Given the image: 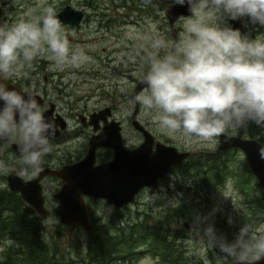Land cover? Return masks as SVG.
I'll return each instance as SVG.
<instances>
[{"label": "rangeland", "instance_id": "rangeland-1", "mask_svg": "<svg viewBox=\"0 0 264 264\" xmlns=\"http://www.w3.org/2000/svg\"><path fill=\"white\" fill-rule=\"evenodd\" d=\"M173 2L175 0H0V25L35 18L45 6L54 7L56 12L66 4L82 9L85 15L79 24H61L71 49L83 50L91 58L90 63L79 69L65 67L62 71L50 70V61L43 57L37 58L31 66L19 65L18 77L5 78L0 75V84L7 80L30 78L33 79L32 83L46 88L44 74H47V79H50L47 85L53 97L61 90L68 98L82 99L80 105L88 110L105 105L113 106L115 116L128 124L134 108L129 94L136 81L148 69L145 59L151 49L147 47L145 38L158 34L166 41H177L182 32V20L190 15H180L176 20L174 26L178 29V35L173 37L164 13V9ZM240 22L242 34L249 38L264 39V27L252 25L246 19ZM228 23L232 26L230 21ZM152 24L156 25V33L151 32ZM36 69L38 77L36 75L33 78L30 70L33 72ZM137 116L157 137L174 144L178 149L216 152L218 137L212 142L204 143L172 138L157 128L153 117L142 114L140 106ZM251 129L256 134L252 136L254 138L260 134L259 130L264 134V128H253L252 124L228 129L226 132L251 137ZM125 136L128 140L137 138L129 126L125 129ZM73 148L79 149V144H75ZM225 153L226 168H229L218 183H214L212 173L207 180H203L202 167L196 171L191 167L185 169V165L166 175L157 186L141 190L136 201L119 210L103 199L89 200L95 227L109 225L112 231L118 230L115 240L121 241L125 235L127 238L129 227L133 223L145 219L150 222L163 219L172 228L181 230L182 236L178 242L182 254L189 259V264H231L233 258L225 257L218 249L208 247L196 224V217H209L212 213L207 222L212 223L217 234L223 235L228 241L233 239L241 224H248L254 231H258L264 228V191L240 149H227ZM5 154L10 162L9 166L23 165L20 159ZM3 165L0 174L4 175L8 167L6 162ZM3 181L0 183L1 189L6 187V181ZM48 197L46 206L50 214L41 219V224L44 226L45 238L48 235L46 240L52 243L55 254L53 264H164L145 244L135 249L137 251L130 256L129 252L133 247L129 242L113 245L115 248L111 249L110 255L117 257L116 259L90 260L85 255L86 230L62 224L54 212L55 202L51 194ZM229 218L232 224H229ZM184 221L189 222L188 228L183 225ZM6 244V241L0 239V258Z\"/></svg>", "mask_w": 264, "mask_h": 264}, {"label": "clouds", "instance_id": "clouds-1", "mask_svg": "<svg viewBox=\"0 0 264 264\" xmlns=\"http://www.w3.org/2000/svg\"><path fill=\"white\" fill-rule=\"evenodd\" d=\"M175 3L187 6L190 15L183 18L177 41H166L158 34L145 38L151 51L141 79L144 87L130 103L139 105L142 114L153 117L157 128L172 138L204 143L228 129L250 124L264 128V39L249 38L228 23L246 19L264 27V0ZM150 27L156 33V25ZM41 57L51 62L52 71L79 69L91 61L83 50L71 49L52 6L43 7L35 18L0 25V75L18 77L19 65L31 66ZM0 102V141L16 144L20 162L26 166L21 175L29 176L31 169L34 176L51 150L54 125L45 119L28 88L18 92L0 87ZM259 155L264 159V147ZM0 168H4L2 163ZM209 217H196L208 247L233 258L235 264L264 260V228L254 231L241 224L228 241L207 222ZM228 222L232 224L231 218Z\"/></svg>", "mask_w": 264, "mask_h": 264}, {"label": "water", "instance_id": "water-1", "mask_svg": "<svg viewBox=\"0 0 264 264\" xmlns=\"http://www.w3.org/2000/svg\"><path fill=\"white\" fill-rule=\"evenodd\" d=\"M56 13L62 24L70 25L79 24L84 15L82 9L74 8L70 4H66ZM164 13L171 26L172 36L176 37L178 29L174 23L180 15L190 14L187 6H179L173 2L164 9ZM230 22L232 27L242 29L240 20ZM141 79L142 77L133 86L129 94L130 98L143 90L144 85L141 84ZM4 87L23 92L13 85ZM30 90L34 93L32 89ZM34 95L38 99L35 93ZM138 108L139 105H134L131 123L143 135V140L139 145L133 148L125 147L122 143L119 121L115 118H107L111 114L109 106L100 108L91 117L94 120L102 119L103 126L98 133H94L90 137L88 152L83 158L56 171L43 168L29 179H24L16 172L11 171L6 179L8 189L19 192L21 198L36 210L39 217L46 218L49 215V210L44 204L39 180L46 173L58 174L62 179V185L55 193L58 204L54 211L60 222L71 226L81 225L86 230L92 227L87 196L105 198L115 207L133 203L136 201V195L140 189L151 186L166 176L174 166L197 153L188 149H178L173 144L155 140L153 134L136 118ZM43 114L46 119V113ZM154 144L155 148H153ZM98 146L112 147L114 149L113 157L107 162L95 164V150ZM261 147H264V142L257 138L242 137L225 132L218 137L216 151L240 149L245 154L250 169L264 191V159H261L259 155ZM12 148L18 152L15 143L12 144ZM183 225L188 228L189 222L184 221ZM231 264H235V262L233 261ZM259 264H264V260H261Z\"/></svg>", "mask_w": 264, "mask_h": 264}, {"label": "trees", "instance_id": "trees-1", "mask_svg": "<svg viewBox=\"0 0 264 264\" xmlns=\"http://www.w3.org/2000/svg\"><path fill=\"white\" fill-rule=\"evenodd\" d=\"M252 127L255 128V125L252 124ZM259 131L260 134L256 138L264 142V134L262 130ZM249 134L251 137L256 135L252 129ZM225 154V151L202 152L188 158L187 161L190 162L186 164L185 169L191 167L197 171L202 167L203 180H207L212 173L214 183H218L219 178L227 174L229 168H226ZM103 226L86 231L85 255L90 260L116 259L117 257L110 255L111 249H114L118 243L129 242L133 247L129 252L130 256L137 251L135 249L145 244L147 249L158 256L160 262L164 264H189V259L182 254V248L178 242L182 236L181 230L172 228L166 220L150 222L145 219V221L133 223L129 227L127 238L125 235L121 241L115 240L118 237V230L112 231L109 225ZM46 238L41 218L32 208L7 187L0 188V239L7 242L2 251L0 263L53 264L55 254L51 241H47Z\"/></svg>", "mask_w": 264, "mask_h": 264}, {"label": "flooded vegetation", "instance_id": "flooded-vegetation-1", "mask_svg": "<svg viewBox=\"0 0 264 264\" xmlns=\"http://www.w3.org/2000/svg\"><path fill=\"white\" fill-rule=\"evenodd\" d=\"M84 15H85V11H84ZM37 71L38 69H36L33 72L30 70L31 77L36 78ZM44 78L46 79V88L40 86L39 84L32 83L31 81H33V79H30V78L28 80L14 79V80L3 81L0 84V87H4L6 85H13L18 90H24L25 88H30L37 95L38 99L36 100L40 108L42 109L43 113H46V120L51 121L53 125L55 126L54 135L49 137V144H50L51 150L43 157L42 163L40 165V170L43 168H49L51 170L56 171V170L61 169L64 166L70 165L78 161L79 159L83 158L87 154L88 148H89L90 137L94 133H98L101 130V127L103 126V123H104L102 119H97V120L92 119L91 115L94 112L98 111L100 108L106 107V105L103 107H95V108L88 110L87 107L80 105V103L82 102V99H74V97L68 98L66 97L67 95L62 94L63 91H61L60 89H59L60 91L57 93V96L53 97L47 85L50 82V79L49 80L47 79L48 78L47 74H44ZM60 82L62 81L60 80ZM109 107H110L111 114L107 118L108 119L115 118L119 121L120 133H121L123 145L127 148H133L139 145L143 140V135L139 130L133 127L131 123V119L129 120L128 124H124L123 119L115 116L114 111H113V106H109ZM138 111H139V108H138ZM137 115H138V112L136 114V118L143 124V122L138 118ZM128 126L130 127V130H133V132L136 133L137 138L135 140H128L126 138L125 129ZM144 126L153 134L155 140H159L165 143L168 142V141L162 140L160 137H157L156 134L150 128H148L146 125ZM77 143L79 144V149L77 148L74 149L73 146ZM12 144H14V142H12L11 140L1 141L0 143V152H1L0 163L3 164L4 162H6L7 167H8L7 172L4 175L0 174V183L3 180H4L3 182L6 181L7 175L11 171L16 172L18 175H20L24 179H29L33 177L30 175L31 169H28L29 176L21 175V172L24 171L26 168L25 165L17 164L16 166H12V167L9 166L10 162L6 158L5 153L12 155L14 159H20L19 153L12 148ZM153 148H155V144L153 145ZM198 154H202V152L198 151V153L194 154L193 156H196ZM113 155H114V149L112 147L98 146L95 150V164L107 162L113 157ZM189 162L190 161L184 160L180 165L172 168L171 172L169 173H172L179 166H182ZM162 181L163 179L157 180L151 187L157 186L159 183H162ZM39 183H40L42 194L44 197L45 206L48 202V198H49L48 194L49 195L51 194V198L55 202V206H54V209H55V207L58 204V199L56 198L55 193L58 191V189L62 185L61 177L56 173L54 174L46 173L44 176L40 178ZM146 188H149V187H145L143 189H146ZM12 192L20 196V193L17 191H12ZM86 199H87V202L89 203V200H92V199L96 200L98 199V197L87 196ZM99 199H103L107 201L105 198H99ZM25 203L32 208L34 213L36 212L35 209L31 205H29L27 202ZM109 204L113 206L114 209H117V210L123 208V206L128 205V204L126 205L123 204V206L115 207L112 203H109ZM88 206L90 208L89 204ZM46 208L48 209L47 206ZM49 214H50V210H49ZM92 226L94 228V223L92 224ZM78 227H81V226H78Z\"/></svg>", "mask_w": 264, "mask_h": 264}]
</instances>
